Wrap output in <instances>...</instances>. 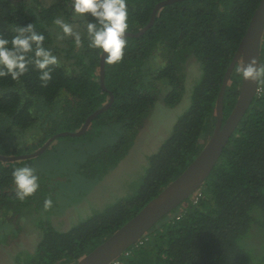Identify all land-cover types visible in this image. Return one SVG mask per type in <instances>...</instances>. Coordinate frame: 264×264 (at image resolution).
Segmentation results:
<instances>
[{
	"label": "trees",
	"instance_id": "1",
	"mask_svg": "<svg viewBox=\"0 0 264 264\" xmlns=\"http://www.w3.org/2000/svg\"><path fill=\"white\" fill-rule=\"evenodd\" d=\"M163 1L126 0L127 34L133 36H127L119 64L104 63L102 84V59L88 47L86 23L91 18L75 14L72 0H55L49 6L41 0H0V35L11 40L17 26L34 24L60 62L53 67V79L47 86H42L32 66L19 81L0 78V217L6 216L0 230L10 242L22 243L26 238L34 242L21 224L11 221L30 206L40 232L35 247L11 256L14 264H76L175 181L212 136L225 74L261 0L179 1L160 9L154 24L137 36ZM57 17L81 32V47L72 38L58 39L62 32L54 24ZM260 57V65H264V38ZM190 58L199 62L200 77L189 107L179 116L172 134L149 157L133 195L67 231L51 224L52 209L47 211L39 200L41 185H45V195L53 198V181L36 172L38 191L23 202L16 198L12 171L43 156L51 147L31 157L45 141L60 133L79 132L92 117L84 134L56 141L81 139L99 125L95 140L90 141L97 143L98 150L78 165L79 172L94 181L117 168L133 148L158 96L164 94L163 101L170 108L181 102ZM241 67L239 62L226 87L224 122L240 94ZM259 89L218 164L197 191L198 200L194 202L191 195L112 264H264V81L259 82ZM107 127L115 128V142L106 141L107 135L112 136L105 133ZM3 243L11 245L3 241L0 252L6 247Z\"/></svg>",
	"mask_w": 264,
	"mask_h": 264
},
{
	"label": "rangeland",
	"instance_id": "2",
	"mask_svg": "<svg viewBox=\"0 0 264 264\" xmlns=\"http://www.w3.org/2000/svg\"><path fill=\"white\" fill-rule=\"evenodd\" d=\"M41 1L49 6L55 0ZM187 75L186 91L179 105L170 108L163 101L164 94L159 95L154 109L146 119L144 118L143 130L139 132L128 156L102 179L87 180L86 174L79 172L78 166L85 164L86 159L98 150L97 143L90 141L91 139L95 140L99 125L90 131L89 135L81 139L55 141V144L52 145V143V146H49L51 148L43 156L24 163V165L35 168L38 174L54 183V187H50L53 198L51 199V195H45L47 192L43 191L45 185H41L39 200L42 205L45 204L44 197L47 200H52V206L46 210L52 209L53 214L50 221L56 229L70 230L81 221L137 191L148 167L149 157L156 153L172 134L179 116L189 107L192 89L200 77L199 62L195 58L189 59ZM115 132V128L107 127L105 129V133L112 134V136H106L107 142L114 141ZM53 174H59V177L56 178ZM61 175L64 177L61 178ZM31 208L27 206L26 211L20 212L19 216H13L12 221H15L16 224L21 223L24 233L29 238L34 236V242L31 238H26L22 243L14 242L15 239L10 242V240H6V236L0 230V243L7 241V244H11L10 246L2 244L6 247L0 252V264H14L12 255L15 257L23 250L35 247L40 232L34 217L29 212ZM16 209L14 208V211H17ZM5 218V215L1 216L0 222Z\"/></svg>",
	"mask_w": 264,
	"mask_h": 264
},
{
	"label": "water",
	"instance_id": "3",
	"mask_svg": "<svg viewBox=\"0 0 264 264\" xmlns=\"http://www.w3.org/2000/svg\"><path fill=\"white\" fill-rule=\"evenodd\" d=\"M184 0H165L159 3L153 10L149 25L137 36L148 30L155 21L158 11L164 6L174 4ZM126 36H133L126 34ZM264 38V0H261L255 11L247 32L244 35L237 52L227 69L222 88L217 102V124L212 136L206 142L202 152L192 162V164L171 184L168 185L156 198L151 200L135 217L129 220L122 228L114 233L109 239L98 246L90 254L83 257L76 264H112L118 257L130 247L138 243L148 231L158 222L177 209L191 195H194L211 175L218 164L226 146L239 127L242 119L255 100L259 82L245 81L242 76V84L237 103L227 118L223 121V100L226 87L239 62L243 66L247 65L251 58L257 60L260 66L261 45ZM101 82L104 84V62H101ZM99 114V113H98ZM97 115V114H96ZM95 115V116H96ZM93 117L88 119L82 130L77 133H60L52 137L41 150L35 152L31 157L42 154L59 137L73 136L78 137L86 132ZM25 157L3 158L4 160L14 161Z\"/></svg>",
	"mask_w": 264,
	"mask_h": 264
},
{
	"label": "clouds",
	"instance_id": "4",
	"mask_svg": "<svg viewBox=\"0 0 264 264\" xmlns=\"http://www.w3.org/2000/svg\"><path fill=\"white\" fill-rule=\"evenodd\" d=\"M74 13L91 19L87 20L86 33L88 47L97 51L104 63L117 65L124 57L129 31V13L126 0H72ZM54 24L61 30L58 39L72 38L77 47L82 46V34L74 30L72 24L63 17H57ZM46 37L36 30L34 24L17 26L11 40L0 35V78L10 77L19 81L25 76L29 67H34L42 86L53 79V67L59 66V59L53 51L45 46ZM245 81H264V65L258 66L257 60L251 58L247 65L238 69ZM15 196L23 202L32 197L39 189V176L30 165L16 167L12 171ZM52 206V200H45V207Z\"/></svg>",
	"mask_w": 264,
	"mask_h": 264
},
{
	"label": "flooded vegetation",
	"instance_id": "5",
	"mask_svg": "<svg viewBox=\"0 0 264 264\" xmlns=\"http://www.w3.org/2000/svg\"><path fill=\"white\" fill-rule=\"evenodd\" d=\"M53 137H54V136H53ZM51 138H52V137H51ZM51 138H50V139H51ZM50 139H48L47 141H45L44 145H45ZM54 142H55V141H54ZM54 142H53V143H54ZM12 220H13V219H12ZM12 220H11V221H12ZM12 222H13V224H14V223L16 224L15 221H12ZM18 224L20 225L21 223H17L16 225H18ZM21 226H22V224H21ZM13 227H14V228H18V227H16V226H13ZM11 229H12V227H11ZM21 230H22L23 232H25L23 229H21Z\"/></svg>",
	"mask_w": 264,
	"mask_h": 264
},
{
	"label": "built area",
	"instance_id": "6",
	"mask_svg": "<svg viewBox=\"0 0 264 264\" xmlns=\"http://www.w3.org/2000/svg\"><path fill=\"white\" fill-rule=\"evenodd\" d=\"M259 90L260 89H258V93H259ZM199 196H200V192H196L195 194H194V202H196L197 200H198V198H199Z\"/></svg>",
	"mask_w": 264,
	"mask_h": 264
}]
</instances>
